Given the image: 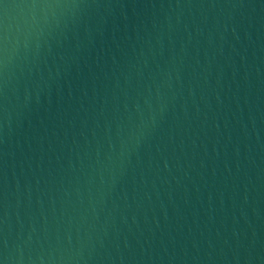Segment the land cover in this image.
I'll return each mask as SVG.
<instances>
[{
	"label": "water",
	"instance_id": "95a60500",
	"mask_svg": "<svg viewBox=\"0 0 264 264\" xmlns=\"http://www.w3.org/2000/svg\"><path fill=\"white\" fill-rule=\"evenodd\" d=\"M6 18L0 261L264 264V0H0V37Z\"/></svg>",
	"mask_w": 264,
	"mask_h": 264
},
{
	"label": "clouds",
	"instance_id": "9594fccd",
	"mask_svg": "<svg viewBox=\"0 0 264 264\" xmlns=\"http://www.w3.org/2000/svg\"><path fill=\"white\" fill-rule=\"evenodd\" d=\"M27 7H30V8H35L37 7V5L35 4H32V5H29ZM9 27H10V23H9V18H6L4 21H3V36L0 37V39L3 40V42L5 43V46L7 44V41H8V32H9ZM6 47H5V52H6ZM0 264H6L5 261H0Z\"/></svg>",
	"mask_w": 264,
	"mask_h": 264
}]
</instances>
